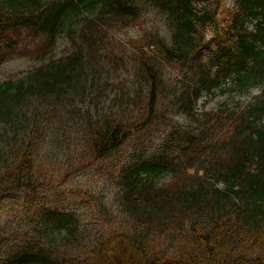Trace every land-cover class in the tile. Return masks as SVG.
<instances>
[{"label": "trees", "instance_id": "trees-1", "mask_svg": "<svg viewBox=\"0 0 264 264\" xmlns=\"http://www.w3.org/2000/svg\"><path fill=\"white\" fill-rule=\"evenodd\" d=\"M142 12L159 17L168 34L135 44L146 91L138 86L131 96L116 95L103 111L99 98L108 82L101 62L110 57L103 39ZM29 31L43 55L59 39L71 49L0 81V212L35 180L43 185L45 173L33 168L54 155L45 149L46 135L54 143L66 139L67 123H54L65 109L83 122L81 151L93 156L85 168L98 166L106 177L100 165L111 161L106 179L118 188L119 212L132 232L110 230L72 248L82 236L74 214L33 200L30 229L12 224L15 215L0 218V264H264V0H235L231 7L228 0H0V39ZM228 81L238 95L260 93L238 111L198 115L201 96ZM159 99L172 110L166 118L176 114L190 125L168 130L152 152L139 150L164 125ZM127 144L134 152L116 164ZM188 169L193 177L177 176L182 186H157L158 178ZM153 232L157 241L147 239Z\"/></svg>", "mask_w": 264, "mask_h": 264}, {"label": "rangeland", "instance_id": "rangeland-1", "mask_svg": "<svg viewBox=\"0 0 264 264\" xmlns=\"http://www.w3.org/2000/svg\"><path fill=\"white\" fill-rule=\"evenodd\" d=\"M234 1L229 0L228 6L233 5ZM139 16L140 18L131 25L119 22L117 27L110 29L108 35L103 39L105 54H110L108 62L105 58L101 62L104 65L101 69V78L108 82L102 98H99L102 101L101 107L105 109L103 111H106L116 95L117 97L119 95L122 97L131 96V91L138 86L144 87V91H146L139 73L140 64L138 65L135 44L143 47L145 46V38H149L151 35H158L164 38L168 35L167 28L159 17L154 14H143V12ZM13 38L0 39V56L3 55L0 58V81L16 79L24 73L39 67L44 62L64 56L70 51L69 43L66 40L59 39L54 44V50L51 51L50 49L42 57V47L40 44L32 42L36 37L31 32L22 33L19 38H17L16 34H13ZM40 38L43 39V37ZM16 45H19L17 54H12V50ZM147 52L148 54H153L150 50ZM172 77H175L176 82L177 74L172 75ZM220 92L216 91L212 95L202 96L196 106L197 114L217 112L219 110L225 113L229 112V110L238 111L239 106L242 107L251 102L254 96L258 94V90H252L244 96H237L232 91L224 94ZM161 102L162 100L159 99L156 109L158 110L159 108L160 116L164 120L172 110L168 109L170 112L164 111V104H161ZM78 106L84 110L82 105ZM129 108L132 109V106H129ZM62 113L63 118L61 119L59 116L54 118V123H61V121L67 123L65 129L66 139H59L57 143H54L52 141L53 137L46 135L45 149L47 150L50 147L54 155H49L43 158L42 161L39 160L36 167H40V169L33 168V171H36V175L45 173L46 179L43 185L39 184L40 180H35L36 186L31 191L20 190L14 195L16 200H5L3 202V210L0 212L1 220H11L15 215L16 221L12 224L30 229L36 224L34 220H29L32 216L35 217L36 207L33 204L34 200L49 207L65 206L69 212L74 214L78 231L82 234L81 237L83 239L80 243L81 237L72 241V248L77 246L80 249L83 245L88 244L91 238L96 237L98 239L102 234H106L110 230H128L129 228V231L132 232V226H127L130 221L127 220L125 212L123 211L124 215L119 212L116 201L118 188L111 179H106L112 174L111 161L106 162L107 164L103 166L100 165L102 171L106 173V177L97 174L98 166L97 168H85V164L92 161L93 156L90 150L84 154L81 151L83 135L86 136L83 122L77 118L76 113H72L71 118L68 117L67 110L63 109ZM163 122L164 125L158 129V132L148 135L143 144L138 146L137 149L152 152L161 144V140L165 138L168 130L177 127L185 129L189 124L187 119L176 114L166 118ZM133 146L127 144L121 150L118 155L121 161H116V164L122 163L123 160L128 158L130 153L134 152L131 151ZM85 147L87 148V146ZM39 153L40 150L38 151ZM180 173L182 174H176V177L175 175L167 174L158 178L156 180L157 186H166L168 190H172L183 185L182 178L177 177L178 175H183V178L193 177L192 169L181 170ZM64 176L67 180L61 183V179ZM218 188L221 189L222 185H218ZM103 208L109 214L108 216L101 212ZM158 236L159 234L153 232L147 236V239L157 241ZM161 236L159 237L161 246L168 247L169 242H166ZM87 252H90V250H87Z\"/></svg>", "mask_w": 264, "mask_h": 264}]
</instances>
